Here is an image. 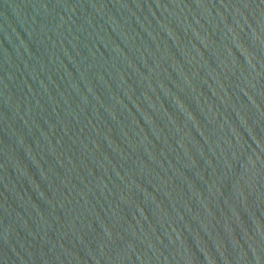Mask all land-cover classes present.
<instances>
[{"label":"water","instance_id":"water-1","mask_svg":"<svg viewBox=\"0 0 264 264\" xmlns=\"http://www.w3.org/2000/svg\"><path fill=\"white\" fill-rule=\"evenodd\" d=\"M0 264H264V0H0Z\"/></svg>","mask_w":264,"mask_h":264}]
</instances>
